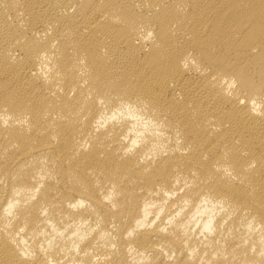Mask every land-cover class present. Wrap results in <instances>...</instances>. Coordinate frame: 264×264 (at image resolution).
I'll use <instances>...</instances> for the list:
<instances>
[{"label":"bare ground","instance_id":"1","mask_svg":"<svg viewBox=\"0 0 264 264\" xmlns=\"http://www.w3.org/2000/svg\"><path fill=\"white\" fill-rule=\"evenodd\" d=\"M0 264H264V0H0Z\"/></svg>","mask_w":264,"mask_h":264}]
</instances>
